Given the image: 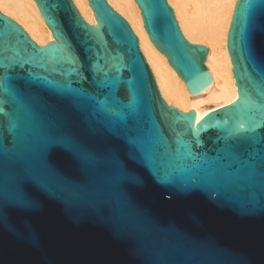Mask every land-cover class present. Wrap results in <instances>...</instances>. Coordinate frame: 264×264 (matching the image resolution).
I'll use <instances>...</instances> for the list:
<instances>
[{
    "label": "water",
    "instance_id": "1",
    "mask_svg": "<svg viewBox=\"0 0 264 264\" xmlns=\"http://www.w3.org/2000/svg\"><path fill=\"white\" fill-rule=\"evenodd\" d=\"M34 1L53 40L39 46L0 11V62L18 54L29 62L19 71L60 79L53 69L63 63L65 40L95 34L102 47L111 46L122 57L119 64L125 67L119 76L125 86L130 81L135 87L141 114L159 120L167 113L181 126L190 123L200 129L203 143L193 146L194 158L182 152L166 158L174 169L169 184L129 163L143 177V184L121 190L105 162L83 169L67 154L53 155L50 162L68 178L64 181L43 171L49 137L71 134L101 157L112 147L121 156L127 149L94 119L48 91L42 80L32 86L18 81L31 100L20 108L16 121L0 114V133L11 141L0 152V188L6 190L24 176L36 178L49 191L32 189L38 206L30 211L7 210L5 223H0V264H264V210L246 213L226 202L227 197L244 193L229 160L217 162L224 155L220 149L225 129L255 123L264 135V97L249 87L241 53L243 0L235 2L226 38L237 98L198 120L194 110L184 112L164 100L138 36L107 0H88L95 25L84 20L73 0ZM135 3L150 41L188 92L203 90L212 79L205 64L208 48L185 37L168 0ZM258 23L264 26V14L258 16ZM256 47L264 60V31L257 32ZM11 108L4 105L5 111ZM162 127L167 133L166 122Z\"/></svg>",
    "mask_w": 264,
    "mask_h": 264
},
{
    "label": "snow or ice",
    "instance_id": "2",
    "mask_svg": "<svg viewBox=\"0 0 264 264\" xmlns=\"http://www.w3.org/2000/svg\"><path fill=\"white\" fill-rule=\"evenodd\" d=\"M239 14L241 53L248 69V84L253 92L264 97V60L259 57L256 47V34L264 31V26L258 23V16L264 14V0H243L239 5ZM121 59L114 48L102 47L98 37L88 33L65 40L63 63L53 69L60 79H47L35 72L19 71L21 65L29 62L21 60L18 54L0 62V114L9 120H18L20 108L30 103L31 98L17 82L23 81L32 86L42 80L48 91L94 119L127 149L121 156L119 150L112 147L101 157L71 134L54 135L46 140L44 146L43 171L47 175L68 181L50 162V157L56 154H67L83 169L103 161L110 171L115 172L119 186L124 190L128 185L143 184V177L129 163L146 169L157 182L169 184L174 169L166 158L175 152L194 158L193 146L203 143L200 129L192 128L190 123L181 126L167 113H162L159 120L142 115L135 87L130 81L125 86L119 76L120 69L125 67L119 64ZM5 104H11L10 111L4 110ZM164 122L167 133L162 127ZM259 127L253 123L247 128L240 124L225 129V143L220 149L224 155L217 158L218 163L229 160L228 165L237 173L238 189L244 193L243 196L227 197L226 202L240 206L246 213L258 208L264 210V135L258 133ZM10 142L5 141L0 133V152ZM32 189L45 193L49 191L48 186L40 184L36 178L24 176H20L10 188H0V223H5L8 209L30 211L38 206Z\"/></svg>",
    "mask_w": 264,
    "mask_h": 264
},
{
    "label": "bare ground",
    "instance_id": "3",
    "mask_svg": "<svg viewBox=\"0 0 264 264\" xmlns=\"http://www.w3.org/2000/svg\"><path fill=\"white\" fill-rule=\"evenodd\" d=\"M131 25L155 77L158 89L169 104L181 111L194 110L196 120L237 98L232 65L227 51V30L236 0H168L185 37L208 48L205 64L211 82L190 94L166 57L150 41L135 0H107ZM89 24L95 25L88 0H73ZM0 11L14 19L39 46L53 40L34 0H0Z\"/></svg>",
    "mask_w": 264,
    "mask_h": 264
}]
</instances>
